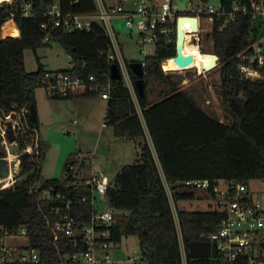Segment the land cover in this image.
Here are the masks:
<instances>
[{
  "label": "trees",
  "instance_id": "1",
  "mask_svg": "<svg viewBox=\"0 0 264 264\" xmlns=\"http://www.w3.org/2000/svg\"><path fill=\"white\" fill-rule=\"evenodd\" d=\"M245 1L221 0L226 7ZM53 2L12 0L0 6V30L7 20L13 19L20 31L17 37L0 38V115L5 117L13 111L23 114L24 128L18 133L21 152L33 139L38 142L32 154L20 155V173L14 185L0 188V236L24 227L28 247L23 250L35 248L40 256L37 264H80L69 258L79 251L72 238L55 239L51 225L67 206L78 222L89 220L91 191L76 185L65 189L67 183L85 180L89 166L85 160L68 161L58 179L43 178L41 167L49 144L39 133L38 117L32 120L28 109L31 105L36 107V90L45 88L43 79L49 70L37 57V70L27 72L25 50L36 52L56 42L71 58L67 69L56 72L85 79L94 76L100 84L110 82L104 124L113 128L114 135L127 139L149 136L153 145L154 150L148 142L140 147L138 162L123 165L114 179V189L107 193L109 206L119 212L113 227L114 242L120 244L123 235L136 236L143 264H229L222 256L198 259L189 256L190 243L204 240V235L214 232L224 214L211 204L207 210L193 211L179 204L201 199L199 195L210 198L207 193L186 188L183 182L188 179H229L249 185L253 180L264 181V79L252 82L238 73V55L246 48L250 34L249 20L240 16L223 30L216 23L211 32L212 53L219 56L216 70L221 74L217 90L231 121L225 123L207 113L192 94L181 88L182 77L164 73L162 62L176 55V35L171 42L159 40L154 54L145 59V92L140 96L135 85L133 93L123 79L109 80L111 65L102 52L108 49L110 41L100 27L95 26L91 32L72 33L55 29L52 41H44L48 31L41 24ZM60 3L64 12L96 11L94 0H80L76 4L73 0H60ZM27 4H31L30 17L24 16ZM173 63L170 60L164 68L169 70ZM131 78L135 83L132 75ZM155 83L162 88L157 101L151 99L150 86ZM47 96L59 100L95 97L98 93L68 97L47 93ZM3 156L5 148L0 144V157ZM10 180L8 176L0 177V184L7 185ZM58 192H64L65 197L58 198Z\"/></svg>",
  "mask_w": 264,
  "mask_h": 264
},
{
  "label": "built area",
  "instance_id": "2",
  "mask_svg": "<svg viewBox=\"0 0 264 264\" xmlns=\"http://www.w3.org/2000/svg\"><path fill=\"white\" fill-rule=\"evenodd\" d=\"M79 1L73 0V4L79 3ZM94 1L96 11L72 13L64 12L60 0H54L44 13L46 21L41 24V27L48 31L44 41H52L55 29L72 33L75 31L91 32L95 26L100 27L110 41L108 49L102 54L107 57L110 65L118 66L121 79L133 93L135 83L132 81L129 69L131 62L128 64L119 41L122 34L114 24L116 18H123L121 25L126 30V35L130 37L136 35V43L140 52L148 55L149 48L155 52L159 40L172 41L176 35L177 19L180 16L197 17L198 30L194 31L191 24L186 22L183 31L185 40L187 35L191 36V42L198 48L203 38L202 33L207 32L208 22L211 23L212 30L216 23L219 30H223L238 17H246L250 24V34L246 48L238 55L240 61L238 73L243 79L252 82L264 79V0L235 2L231 7L224 6L221 0H218L217 3L210 0H189V8L186 7L183 11L174 9V0ZM30 7L31 4H27L24 8L25 17L32 16ZM145 59L140 61L143 68L146 65ZM166 60L162 62L164 73L186 70L193 66L189 64L177 70H166L164 68ZM198 71L199 74L206 73L204 69L201 71L198 69ZM109 80L111 81L110 70ZM43 83L47 93L53 96H79L96 92L108 100L110 95V82L100 84L94 76L85 79L68 72L47 71ZM22 115L13 111L4 117L11 121L10 127L16 130V133H13L17 138L18 146V133L24 128ZM3 127L5 129L4 125ZM10 145L12 148L13 143ZM36 146H38V142L35 138L33 143L22 152L13 154L19 160L18 169L21 165L20 155L22 153L32 154ZM85 163L89 167L92 165L89 160ZM70 168L73 170L72 166ZM16 173L17 171L13 174L15 176L14 183L16 182ZM87 174L85 180L80 179L74 183H67L65 189L76 185L91 191L92 214L89 220L78 222L67 206V210L51 225L52 232L55 239L60 236L72 238L74 246L79 251L69 255L71 260L80 264H120L122 261H115L111 255L112 250L118 245L113 240V227L119 212L109 206L107 198V193L115 187L114 180H111L103 172L91 170ZM165 184L171 197L168 184ZM183 185L186 188L209 194V204L213 206V209L224 214L218 228L203 236L204 240L216 243L218 256H222L229 264H264V198L257 197L249 184L236 180L188 179L183 182ZM57 197L64 198L65 193L58 192ZM83 200L86 201L87 198L84 197ZM101 203L104 204V209H99ZM26 236L27 231L24 227L18 228L12 234L5 232L0 236V264L8 262L39 263L40 256L35 248L26 250V253L23 250L28 247ZM18 241L21 244L16 246Z\"/></svg>",
  "mask_w": 264,
  "mask_h": 264
},
{
  "label": "rangeland",
  "instance_id": "3",
  "mask_svg": "<svg viewBox=\"0 0 264 264\" xmlns=\"http://www.w3.org/2000/svg\"><path fill=\"white\" fill-rule=\"evenodd\" d=\"M189 0H174V9L183 11L189 8ZM217 3L218 0H210ZM2 3L0 4V6ZM123 18H116L114 24L117 30H121L119 41L123 47L125 58L129 62H140L146 56L154 54V50L149 48L148 55L142 54L136 43V35L132 37L126 35V30L122 28L121 22ZM207 32L202 33V41L199 46L200 51L212 53L213 39L211 36L212 26L208 22ZM19 28L15 21L9 20L1 27L0 34L18 35ZM197 53L198 48L191 46ZM192 55L194 54L191 52ZM189 53V54H191ZM205 53H203L205 55ZM201 58L196 63L203 66L209 63L210 58ZM47 69L62 70L70 66L71 58L63 49V47L54 42L51 46H45L33 51L25 50V67L27 72H34L38 68V60ZM191 68L186 70H178L167 72L182 77L181 88L187 90L197 103L210 115H214L225 123H231L226 115L225 106L218 85L221 83V74L216 69L205 74H199L198 68L194 66V59L190 56ZM173 66L169 70H177L184 68L180 61H174ZM132 89V88H131ZM152 90L151 99L157 101L160 96L161 86L157 83L150 86ZM36 108L37 117L39 119V133L49 144L46 161L42 164L41 174L45 179L59 178L63 172L64 165L68 161L79 160L92 162L87 173L103 172L111 180H114L121 167L126 164H136L140 157L141 146L148 142L153 149L152 142L147 136L146 138L127 139L119 138L114 135L113 128L104 125V118L107 111V99L101 97L100 94L95 97H77L65 98L59 100H50L47 96L45 88L41 87L36 90ZM4 127L0 123V139L5 143L7 155L13 157V150L4 134ZM154 150V149H153ZM6 155V156H7ZM12 161V160H11ZM15 163V164H14ZM18 161L16 157L12 163V167L16 168ZM17 169V168H16ZM20 173V168L15 175ZM15 176H12L7 185L0 184V188H8L13 185ZM252 191L257 197L264 198V181L253 180L250 182ZM47 196V193L44 194ZM201 199L193 201L180 202L179 206L186 210H207L209 207V199L199 195ZM103 203L99 205V209H104ZM22 242V241H21ZM19 246V241L16 243ZM26 253V251H25ZM115 261H122L120 264H143L142 253L139 240L134 235H123L120 244H118L111 252ZM136 258L135 260H130ZM124 261V262H123Z\"/></svg>",
  "mask_w": 264,
  "mask_h": 264
},
{
  "label": "water",
  "instance_id": "4",
  "mask_svg": "<svg viewBox=\"0 0 264 264\" xmlns=\"http://www.w3.org/2000/svg\"><path fill=\"white\" fill-rule=\"evenodd\" d=\"M12 0H2L3 2H8ZM186 22H189L193 27L194 31L198 30V19L197 17H187L180 16L177 19V27H176V55L174 58L180 61L182 66H187L190 64L189 57H187L183 53V47L185 42V34L183 31V26ZM210 58L208 65H204L203 69L205 72H209L213 70L216 65H218L219 56L214 53H207ZM129 69L131 75L135 78V86L140 96L144 95L145 92V84H144V68L141 62H131L129 64ZM110 78L111 80H119L121 79V73L116 64H112L110 67ZM29 112L32 120H37V109L34 105L29 106ZM0 123L5 126V136L7 137L9 143H13L12 154H19L20 148L17 145V138L11 129V121L9 119H5L4 116L0 115ZM0 144L4 146L5 143L2 139H0ZM6 149V148H5ZM7 155V150H5V156L0 157V177H7L9 175V166L5 159ZM189 256L191 258H217L218 251L215 242H210L207 240H196L192 241L189 245Z\"/></svg>",
  "mask_w": 264,
  "mask_h": 264
},
{
  "label": "bare ground",
  "instance_id": "5",
  "mask_svg": "<svg viewBox=\"0 0 264 264\" xmlns=\"http://www.w3.org/2000/svg\"><path fill=\"white\" fill-rule=\"evenodd\" d=\"M2 3V0H0V4ZM186 27V24L184 25V28ZM191 36H189V35H187V38H186V40H185V43H184V47H183V53L188 57V56H190V57H192L193 59H194V66L195 67H197L200 71L203 69V67H204V65L203 66H199L197 63H196V59L194 58V56L192 55V54H188L187 53V51L189 50V49H191L192 47V45H194L195 47H197L198 48V46L196 45V44H194V43H192L191 42ZM198 50L200 51V49L198 48ZM201 52V51H200ZM201 53H203V52H201ZM205 55H207V53H205ZM208 56V55H207ZM209 57V56H208ZM176 61V58H173V59H167L165 62H164V64L165 63H167V62H169V61ZM210 61V60H209ZM205 65H208V63L207 64H205ZM16 156L15 155H13V157H11L9 154L7 155V159H6V161H7V163H8V165H11V163H13V161H14V158H15ZM12 160V161H11ZM11 170V169H10ZM9 170V175H8V178L9 179H11L12 178V174L14 173V172H16L17 171V169H14V170H11L10 171Z\"/></svg>",
  "mask_w": 264,
  "mask_h": 264
},
{
  "label": "crops",
  "instance_id": "6",
  "mask_svg": "<svg viewBox=\"0 0 264 264\" xmlns=\"http://www.w3.org/2000/svg\"><path fill=\"white\" fill-rule=\"evenodd\" d=\"M9 20H12V19H9ZM9 20H7L6 22H8ZM0 32H1V30H0ZM20 34V33H19ZM19 34L18 35H13V34H11V35H8V34H3V35H1L0 34V38H6V37H17V36H19ZM191 52H193L194 54H193V56H194V58L197 60V62L201 59V58H207L203 53H201L200 51L199 52H195L194 50H193V48H191V49H189L188 51H187V53L189 54V53H191ZM192 54V53H191ZM47 69V68H46ZM47 70H49V71H55V70H52V69H47ZM63 70V69H62ZM72 98H77V97H72ZM107 104H108V100H107ZM15 164V163H14ZM11 165H12V163H11ZM11 165H8L9 166V170L11 169V170H14V169H16L17 167H18V164H16L17 165V167L16 168H14V167H12ZM10 170V171H11ZM56 179H58V178H56Z\"/></svg>",
  "mask_w": 264,
  "mask_h": 264
},
{
  "label": "flooded vegetation",
  "instance_id": "7",
  "mask_svg": "<svg viewBox=\"0 0 264 264\" xmlns=\"http://www.w3.org/2000/svg\"><path fill=\"white\" fill-rule=\"evenodd\" d=\"M5 159H7V158H5Z\"/></svg>",
  "mask_w": 264,
  "mask_h": 264
}]
</instances>
